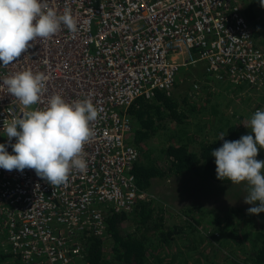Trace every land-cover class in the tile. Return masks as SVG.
I'll use <instances>...</instances> for the list:
<instances>
[{
    "label": "built area",
    "instance_id": "1",
    "mask_svg": "<svg viewBox=\"0 0 264 264\" xmlns=\"http://www.w3.org/2000/svg\"><path fill=\"white\" fill-rule=\"evenodd\" d=\"M46 2L58 14L70 11L77 31L62 26L0 66L1 142L10 150L3 126L25 110L2 83L13 73L30 70L47 77L32 109L46 107L59 94L66 102L91 99L99 115L84 147L86 171L73 170L65 184L52 186L32 169L0 168V237L16 264H84L82 237L104 231V210L130 212L146 196L130 171L137 151L128 142L127 107L139 96L168 94L180 67L194 63L202 67V80L241 84L247 95L264 90V51L238 0ZM257 110L263 105L252 116Z\"/></svg>",
    "mask_w": 264,
    "mask_h": 264
},
{
    "label": "trees",
    "instance_id": "2",
    "mask_svg": "<svg viewBox=\"0 0 264 264\" xmlns=\"http://www.w3.org/2000/svg\"><path fill=\"white\" fill-rule=\"evenodd\" d=\"M254 6L255 1L248 0L242 12L259 29L261 24L255 23ZM237 86L244 87L241 84ZM254 89H250L246 96L264 105V93L253 94ZM177 95L158 90L152 98L139 96L127 107L126 113L132 121L128 142L137 151L130 171L138 189L146 196L137 200L130 212L111 208L104 210V231L101 234L89 232L82 237L84 264H186V258L177 259L172 243L178 239L183 241L192 233L197 234L198 244H207V236L213 237L214 233L218 235L214 239L219 241L227 229L226 225H229L230 237L227 248L234 246V249L243 252V259L238 264H264V212L258 214L262 221L256 226L255 215H249L246 209L229 207L222 218L198 201L178 211L182 215L179 223L167 220L165 212L171 206L159 197L156 188L169 186L171 179L177 184V189L180 186L185 188L182 198L203 199L202 194L211 195L212 185H236L227 179H217L215 157L211 156V152L223 145L224 141L219 140L221 133L228 141L252 134L251 128L245 127L248 124L242 112L233 118V115L222 113L217 104L206 109L204 101L196 103L193 99L189 100L186 94ZM196 115H203L207 121L195 122ZM161 136L165 138L161 140ZM256 159L264 161V149L258 150ZM206 186L209 190L202 193L201 189ZM231 218L243 224L240 233ZM200 253L206 258L203 251ZM5 255L12 257L13 254L6 248L0 250L1 260ZM12 264L16 263L13 261Z\"/></svg>",
    "mask_w": 264,
    "mask_h": 264
},
{
    "label": "clouds",
    "instance_id": "3",
    "mask_svg": "<svg viewBox=\"0 0 264 264\" xmlns=\"http://www.w3.org/2000/svg\"><path fill=\"white\" fill-rule=\"evenodd\" d=\"M264 8V0H259ZM77 31V21L70 11L58 14L46 0H0V66L7 67L26 53L34 41L50 39L61 27ZM47 77L25 70L3 78V85L24 107L22 118L4 125L14 154L0 144V168L9 172L32 169L52 186L65 184L73 170L86 171L84 147L94 137L91 123L99 115L91 99L66 102L61 95L51 96L47 106L38 104ZM251 133L235 141L219 140L223 145L211 152L215 157L217 179L234 184L247 182L244 203L257 205L247 209L249 215L264 212V161L257 160L264 149V110H257L249 121ZM254 134V136H253ZM12 138L16 142L11 143Z\"/></svg>",
    "mask_w": 264,
    "mask_h": 264
},
{
    "label": "rangeland",
    "instance_id": "4",
    "mask_svg": "<svg viewBox=\"0 0 264 264\" xmlns=\"http://www.w3.org/2000/svg\"><path fill=\"white\" fill-rule=\"evenodd\" d=\"M254 1L255 16L257 20L255 23L261 24V27L258 29L252 25V22L250 23L257 44L264 51V8L260 6L259 0ZM238 2L242 7H244V4L248 2V0H238ZM200 74H202V67L198 63L181 66L177 73L174 85L168 94L172 96L176 94L185 96L186 94L189 100L193 99L196 103H202L204 101L203 106H205L206 109H209L212 104H217L223 111L222 113L226 116L233 115V118L234 116H237L239 112H242L244 117L243 119L249 125V121L252 117V110L259 102L252 99V97H247L246 91L242 92V87L237 88V85L232 84L223 85L217 81L209 79L202 80L204 78H200ZM196 79H200L198 82V88L193 90L192 85L194 81H198ZM259 92L264 93V90L254 89L252 91L253 94ZM228 101H230L229 104H227ZM262 104L264 103L262 102ZM195 119V122L197 123L207 121L203 115H196ZM2 135L3 133H0V144H2ZM164 138V136H161V140ZM8 152L9 154H14L12 148H10ZM176 185L177 184H174V180L172 182L170 179L169 186L166 184L165 186L163 185L156 188V193L159 197L168 202L171 206V209H168V211L165 212L167 220L175 223H179L180 221L181 212H178L180 209L184 206L195 205L198 201L199 204L203 205L206 209L220 214L222 218L229 207L247 210L250 207L258 206L259 203L257 202V205L244 203V197L248 195V190H246L247 182H242L233 186H227L224 184L212 185L213 188L211 195L202 194L203 199L200 197L195 198L190 196V198L187 196L182 198L185 188H181L179 184L180 188L177 189ZM186 189L189 191V187ZM208 190L209 188L206 186L201 189V192L204 193ZM168 213L173 214L168 215ZM231 219H233L236 227H238L239 232V229L241 230V227L243 228V224L241 225L234 218ZM255 220V225L258 226L261 224L262 218L255 215ZM226 227L227 229L223 231V236L220 237L219 241L214 239L215 236H218L216 235L217 233H214L213 237L206 233L208 235L205 240L207 244H198L196 243L198 240L197 234L192 233L190 236L185 237L186 241L178 239L176 242L171 244V247L173 248V251H175L177 259H181L183 257L186 258L184 260L186 264H238L243 259V252L241 250L238 251L237 249H234V246L231 249L227 248L229 243L227 240L230 238L228 235L229 225H226ZM201 232L203 233L204 231L202 230ZM209 244L212 245L210 246ZM5 248L7 251L9 250L4 238L0 237V250L4 251ZM201 251L204 252L206 258L201 255ZM13 261L15 262L13 257L5 255V258H2V260L0 259V264H12Z\"/></svg>",
    "mask_w": 264,
    "mask_h": 264
},
{
    "label": "flooded vegetation",
    "instance_id": "5",
    "mask_svg": "<svg viewBox=\"0 0 264 264\" xmlns=\"http://www.w3.org/2000/svg\"><path fill=\"white\" fill-rule=\"evenodd\" d=\"M168 183H170V181Z\"/></svg>",
    "mask_w": 264,
    "mask_h": 264
},
{
    "label": "crops",
    "instance_id": "6",
    "mask_svg": "<svg viewBox=\"0 0 264 264\" xmlns=\"http://www.w3.org/2000/svg\"><path fill=\"white\" fill-rule=\"evenodd\" d=\"M2 138V137H1Z\"/></svg>",
    "mask_w": 264,
    "mask_h": 264
}]
</instances>
